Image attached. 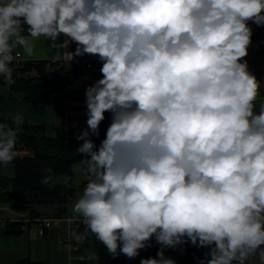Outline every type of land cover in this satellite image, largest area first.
Instances as JSON below:
<instances>
[{"label": "clouds", "instance_id": "obj_1", "mask_svg": "<svg viewBox=\"0 0 264 264\" xmlns=\"http://www.w3.org/2000/svg\"><path fill=\"white\" fill-rule=\"evenodd\" d=\"M251 25L264 27V0H0V86L38 59L102 65L75 137L86 177L71 209L84 226L70 232L77 245L94 238L134 259L154 240L156 256L139 264H176L165 250L184 245L205 250L197 264H264V82L245 59ZM22 125L20 114L0 118V168L16 159Z\"/></svg>", "mask_w": 264, "mask_h": 264}, {"label": "trees", "instance_id": "obj_2", "mask_svg": "<svg viewBox=\"0 0 264 264\" xmlns=\"http://www.w3.org/2000/svg\"><path fill=\"white\" fill-rule=\"evenodd\" d=\"M261 30L264 27H257ZM34 70L31 76L29 71ZM81 71L80 66L74 64H56L47 66L44 60H36L28 63H21L15 83L12 89L20 90L24 93V101L28 103H61L58 93L62 92L64 85L69 80L78 75ZM25 72H28L24 74ZM25 75V76H24ZM106 119L100 125L99 138L93 137L96 144L105 136V132L111 122L110 114H105ZM4 120L9 118L0 117ZM83 141L71 140L64 134L63 127L60 125L54 136H48L44 125H31L23 123L17 148L22 145L32 151L31 155L19 156L11 163L13 174L10 177H0V196L11 199L7 195V190H17L26 196L23 205L12 209L24 213L25 216L19 218L22 223L13 225L12 221H6L3 226L4 232H11L12 229H19L24 223L31 224V219L47 216H66V204L73 197L76 188L72 185V165L79 162L82 155L77 156L75 149ZM47 169H51L49 173ZM53 176L57 183L54 187L41 183L45 176ZM65 176L70 177L67 184L60 183ZM84 184H82L83 186ZM44 207H53V213L44 212ZM28 219L29 221H25ZM83 224L77 231L83 230ZM153 246L140 251V255L134 259H129L124 255L113 259L108 250L94 238H90L82 244L81 248L74 252L86 256H97L106 261L107 264H139L141 258L155 257L159 245L152 241ZM184 252L180 250L166 249L165 255L176 260V264H197L195 257H203L201 249L190 245H184ZM17 264H43L33 261L29 257L21 258Z\"/></svg>", "mask_w": 264, "mask_h": 264}, {"label": "crops", "instance_id": "obj_3", "mask_svg": "<svg viewBox=\"0 0 264 264\" xmlns=\"http://www.w3.org/2000/svg\"><path fill=\"white\" fill-rule=\"evenodd\" d=\"M39 47H46V44H40ZM71 50H75V44L72 45ZM85 58L93 64H101L96 57L86 55ZM80 68V73L72 77L64 85L62 92L57 94L61 103H28L24 101L22 91L12 89L7 85L0 86V100L5 102L2 109L6 114L0 117L10 119L11 116L20 114L25 124L44 125L48 136H54L57 128L61 125L66 137L77 141L75 137L87 126L85 88L95 80L102 78L93 68ZM26 73L28 72L24 74ZM29 74L33 76L35 71L31 70ZM16 76L14 75V79ZM259 102L258 98L257 104ZM75 165H80V163L76 162L72 166ZM84 175L75 188L85 186L86 177ZM82 184L84 185L82 186ZM13 212L9 216H0V264H17V261L24 257L43 264H107L104 259L99 257L97 259L95 256L85 260L77 257L76 253L71 252L62 244L63 230L61 227H52L46 230L43 235H38L30 233L28 231L30 225L24 223L19 232H4L3 226L6 221H13L25 216V214ZM31 226L35 231L37 230V224L31 223ZM201 251L204 253L205 250L201 249Z\"/></svg>", "mask_w": 264, "mask_h": 264}, {"label": "rangeland", "instance_id": "obj_4", "mask_svg": "<svg viewBox=\"0 0 264 264\" xmlns=\"http://www.w3.org/2000/svg\"><path fill=\"white\" fill-rule=\"evenodd\" d=\"M252 39H256V40H259L260 42H262L263 51H264V29L263 30H261L260 28L254 29L253 30ZM262 55L263 54H258L257 56L247 57L245 59L248 60L250 70L256 75V77L259 80L264 82V58L262 57ZM261 95H264V89H262ZM4 103L5 102L0 100V116H5L6 115V114H4V112H3L4 110L2 109ZM17 151H18V155L19 156H27V155H31L32 154L31 150H29L28 148H26V147H24L22 145H20L17 148ZM78 166H80V167H78ZM73 169H74V173H73V177H72V185L75 187V185L78 183V181H80L82 179V177L84 175V172L82 170V166L81 165H75L73 167ZM12 174H13L12 164L9 165V166L0 168V177L7 178V177H10ZM83 188L84 187L79 188V186H77L73 197L66 204V212H67V214H73L72 210H71L72 206H73V203H74V201L76 199H78L79 195L82 194ZM41 210H43L44 212H47L48 214L53 213V207H44ZM13 211L14 210L11 207L10 200L6 199L4 196H0V216H9L12 213H14ZM15 212L16 213H20L21 215H24V213L17 212V211H15ZM91 264H100V263H91Z\"/></svg>", "mask_w": 264, "mask_h": 264}, {"label": "built area", "instance_id": "obj_5", "mask_svg": "<svg viewBox=\"0 0 264 264\" xmlns=\"http://www.w3.org/2000/svg\"><path fill=\"white\" fill-rule=\"evenodd\" d=\"M263 46L262 42L256 39H252L251 45L249 47V55L247 57H253L257 56L258 54H263L262 57L264 58V53H263ZM246 57V58H247ZM74 65H78L80 67L90 69L93 68L98 74H101L100 68L101 64H93L92 62L88 61L85 56L82 58H77L72 62ZM14 220H20V219H14ZM25 221H29L26 219ZM32 224H37V230L35 231L33 226L30 225V228H28V231L30 233H36L38 235H43L46 230L52 228V227H61L63 230V235H62V244L66 246L71 252H76L78 251L81 245H77L76 242L72 239L70 236V232L74 229L79 228L80 226V221L77 219L73 214H68L66 216H47V217H42V218H35L31 219ZM81 260H85L90 258V256L83 255L81 253L77 254Z\"/></svg>", "mask_w": 264, "mask_h": 264}, {"label": "water", "instance_id": "obj_6", "mask_svg": "<svg viewBox=\"0 0 264 264\" xmlns=\"http://www.w3.org/2000/svg\"><path fill=\"white\" fill-rule=\"evenodd\" d=\"M251 27L254 29L257 28V26L255 25H251ZM98 76H100V74H97ZM7 195L8 197L11 199V205H13L14 207H18L23 205L26 196L24 194H22L20 191L17 190H7ZM22 221L21 220H13L12 224L16 225V224H21ZM11 232H19V229H12L10 230Z\"/></svg>", "mask_w": 264, "mask_h": 264}]
</instances>
